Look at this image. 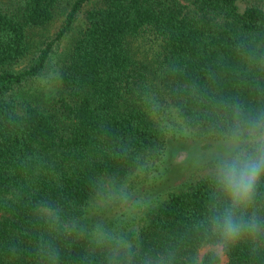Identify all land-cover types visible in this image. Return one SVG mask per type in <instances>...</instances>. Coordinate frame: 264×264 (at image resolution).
<instances>
[{
	"label": "trees",
	"instance_id": "1",
	"mask_svg": "<svg viewBox=\"0 0 264 264\" xmlns=\"http://www.w3.org/2000/svg\"><path fill=\"white\" fill-rule=\"evenodd\" d=\"M64 3L19 0L0 9V264H45L39 250L52 238L34 210L40 201L81 220L99 177L124 178L165 149L141 99L146 86L207 136L214 101L264 105V73L245 59L264 56V0L244 8L239 0H74L55 36L34 50L33 32ZM69 35L59 94L50 102L24 99ZM211 197L209 174L172 192L148 215L141 251L174 247L178 264H187ZM54 243L60 264H100L86 238ZM227 257L228 264H264V250L246 245Z\"/></svg>",
	"mask_w": 264,
	"mask_h": 264
},
{
	"label": "clouds",
	"instance_id": "2",
	"mask_svg": "<svg viewBox=\"0 0 264 264\" xmlns=\"http://www.w3.org/2000/svg\"><path fill=\"white\" fill-rule=\"evenodd\" d=\"M245 59L250 70L264 73V56ZM207 134L214 144L209 158L212 197L207 214L195 226L198 247L187 264H226L228 254L241 245L254 253L264 250V105L251 106L239 99L214 101ZM137 203L127 183L104 176L91 190L90 207L100 213L91 225L66 218L59 204L40 201L34 210L52 239L42 241L39 255L45 264H60L54 240L63 236L86 238L92 258L99 256L100 264H178L176 248L142 252L123 230L121 225ZM113 215L116 225L109 223Z\"/></svg>",
	"mask_w": 264,
	"mask_h": 264
},
{
	"label": "rangeland",
	"instance_id": "3",
	"mask_svg": "<svg viewBox=\"0 0 264 264\" xmlns=\"http://www.w3.org/2000/svg\"><path fill=\"white\" fill-rule=\"evenodd\" d=\"M17 1L19 0H0V9H12ZM252 1L239 0V4L244 8ZM73 2L74 0H65L54 21L46 28L33 32L34 50L46 38L55 36ZM92 4L90 3L91 6ZM81 26L82 22H78L77 27ZM71 39L72 35H69L57 45L46 72L25 89L24 99L50 102L59 94L62 85L61 68L69 52ZM29 58L23 60L17 68L26 66ZM149 85H157V79L149 82ZM141 99L147 112L165 135L166 147L162 152L147 157L126 177L117 179L128 184L135 194V201L138 202L132 216L121 225L130 239L136 242L140 240L141 230L151 211L162 204L172 192L179 191L198 177L209 174V158L214 151L211 138L191 129L178 110L169 105L158 88L146 86L142 91ZM98 215L100 213L92 209L89 204L80 221L91 225ZM108 219L112 225L118 223L114 215L109 216ZM226 264H228V257Z\"/></svg>",
	"mask_w": 264,
	"mask_h": 264
}]
</instances>
